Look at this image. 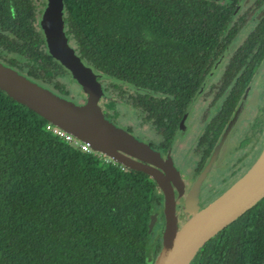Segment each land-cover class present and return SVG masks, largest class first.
<instances>
[{"label": "trees", "instance_id": "1", "mask_svg": "<svg viewBox=\"0 0 264 264\" xmlns=\"http://www.w3.org/2000/svg\"><path fill=\"white\" fill-rule=\"evenodd\" d=\"M62 2L79 58L104 79L149 88V96L159 94L167 68L191 60L197 48L214 49L218 39V16L204 0L203 9L198 0ZM39 3L0 0V31H7L0 44L17 57L0 61L68 95L57 87L67 72L35 27ZM167 48L182 50L164 53ZM46 126L0 90V264H146L159 247L149 228L159 198L153 200L155 184L72 147ZM233 226L238 264H257L264 254V199ZM228 228L218 235L222 245Z\"/></svg>", "mask_w": 264, "mask_h": 264}, {"label": "flooded vegetation", "instance_id": "2", "mask_svg": "<svg viewBox=\"0 0 264 264\" xmlns=\"http://www.w3.org/2000/svg\"><path fill=\"white\" fill-rule=\"evenodd\" d=\"M204 1L210 2L208 13L218 16L214 20L219 31L214 49L197 48L191 60L174 54L178 63L165 71L159 94L149 96L147 87L139 89L103 77L99 83L104 96L102 116L163 152L192 182L200 180V197L208 206L245 174L264 148V0H238L235 4L231 0ZM201 4V9L206 7ZM228 4L232 5L227 10L216 11V5ZM64 17L65 12L63 22ZM63 32L75 50L65 24ZM45 47L50 54L47 42ZM180 50L167 48L164 53ZM0 56L6 61L17 59L2 44ZM67 76L61 78L63 88L57 87L70 95L75 90L65 81ZM74 99L81 100L78 94ZM227 148L231 151L225 152ZM162 203L160 194L156 210ZM236 220L226 227V244L222 245L218 236L224 228L190 264H238V244L233 242L238 227L230 228ZM158 223L154 233L162 226L160 218ZM257 264H264V254L259 262L257 257Z\"/></svg>", "mask_w": 264, "mask_h": 264}, {"label": "water", "instance_id": "3", "mask_svg": "<svg viewBox=\"0 0 264 264\" xmlns=\"http://www.w3.org/2000/svg\"><path fill=\"white\" fill-rule=\"evenodd\" d=\"M35 27L47 42L51 57L63 67L86 101L75 100L52 86L0 61V90L73 139L70 145H88L92 154L112 160L125 170L142 172L155 184L153 200L161 194L162 207L152 210L150 230L157 226L159 247L146 264H190L202 247L264 198V148L244 176L205 208L198 204L199 182L186 185L168 157L122 131L101 114L103 75L86 64L63 32L62 0H41ZM69 81V82H70Z\"/></svg>", "mask_w": 264, "mask_h": 264}, {"label": "rangeland", "instance_id": "4", "mask_svg": "<svg viewBox=\"0 0 264 264\" xmlns=\"http://www.w3.org/2000/svg\"><path fill=\"white\" fill-rule=\"evenodd\" d=\"M65 81L67 82V84L69 83V84H72L73 86H74V88H73V90H75V91H73L71 94H70V96H72L73 98L78 94V98H81V100H83V96H85L84 94L82 95L81 94V92H80V89H79V87L75 84V83H72L70 80H69V76H67L66 78H65ZM70 81V82H69ZM69 86V85H68ZM101 90H102V88H101ZM80 100V101H81ZM122 131H124L123 129H122ZM135 138H137L135 135H133ZM143 143H145L146 144V146H149V144L147 143V142H144L143 141ZM157 153H159V154H162L163 155V152H161V151H158V150H155ZM228 151H231V149L230 148H227L226 149V151L225 152H228ZM261 154V153H260ZM259 154V155H260ZM164 156V155H163ZM259 157V156H258ZM258 157L254 160V162L252 163V165L255 163V161L258 159ZM253 161V159L250 161V162H248L247 164L249 165L251 162ZM252 165L247 169V171L252 167ZM174 166V168L178 171V173L181 175V179L183 180V181H187V182H185V184L186 185H188L189 184V182H188V173L187 174H185L184 173V171L181 169V168H178L176 165H173ZM246 171V172H247ZM245 172V173H246ZM244 176V175H243ZM243 176H241L239 179H238V181L243 177ZM192 179H189V181H190V183L192 182L191 181ZM237 181V182H238ZM225 182H227V181H225ZM236 183V182H235ZM223 184H225V183H223ZM228 185L229 184H227L226 185V187H228ZM200 189L201 188H199L198 190H199V199H201V200H199L198 201V204H200V207L201 208H205V206L208 204V203H206L205 205H204V203H203V201H202V198L200 197ZM224 193V192H223ZM223 193H221L220 194V192L218 193V194H220V196L223 194ZM207 207V206H206ZM162 224V223H161ZM158 226H159V223L157 224ZM157 227V226H156ZM155 227V228H156ZM155 228L153 229V230H155ZM161 229H162V227H160L158 230L156 229V232L154 233V231L153 230H151V231H153V237L155 238V239H159L158 238V234H159V232H161ZM157 246L156 245H154L153 246V249L151 250V254H153L154 252H156L157 251Z\"/></svg>", "mask_w": 264, "mask_h": 264}, {"label": "built area", "instance_id": "5", "mask_svg": "<svg viewBox=\"0 0 264 264\" xmlns=\"http://www.w3.org/2000/svg\"><path fill=\"white\" fill-rule=\"evenodd\" d=\"M53 133L63 137L66 141H68L69 143L73 142V139L69 136L64 135L61 131L58 130H52ZM75 144H77V148H79L80 150H82L83 152L86 153H92L91 150L89 149L88 145H84V144H78L76 142H74ZM104 162L106 163H113L112 160L110 159H106V158H101ZM123 170V168H121Z\"/></svg>", "mask_w": 264, "mask_h": 264}, {"label": "clouds", "instance_id": "6", "mask_svg": "<svg viewBox=\"0 0 264 264\" xmlns=\"http://www.w3.org/2000/svg\"><path fill=\"white\" fill-rule=\"evenodd\" d=\"M98 158H100V157H98ZM101 159V158H100ZM114 163V162H113ZM116 164V163H115ZM120 166V165H119ZM121 167V166H120ZM121 168H123V167H121ZM123 170H125L124 168H123Z\"/></svg>", "mask_w": 264, "mask_h": 264}]
</instances>
